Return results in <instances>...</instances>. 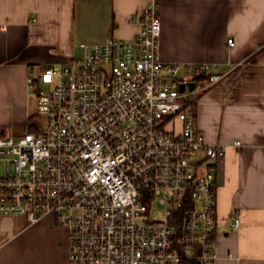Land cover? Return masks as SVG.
<instances>
[{
	"label": "built area",
	"instance_id": "2783aa9c",
	"mask_svg": "<svg viewBox=\"0 0 264 264\" xmlns=\"http://www.w3.org/2000/svg\"><path fill=\"white\" fill-rule=\"evenodd\" d=\"M131 22L132 41L82 44L80 60L28 77L46 123L0 134V216L51 217L67 232L68 264H214L225 148L196 131L190 103L223 76L162 61L154 1Z\"/></svg>",
	"mask_w": 264,
	"mask_h": 264
},
{
	"label": "crops",
	"instance_id": "0c3cea01",
	"mask_svg": "<svg viewBox=\"0 0 264 264\" xmlns=\"http://www.w3.org/2000/svg\"><path fill=\"white\" fill-rule=\"evenodd\" d=\"M153 1L162 61L211 64L223 76L192 113L204 141L225 148L214 166V264H264V0H0V134L26 133L29 76L80 60L82 44L132 41L131 19ZM29 233L47 237L40 250ZM0 264H68L67 232L51 217L0 216Z\"/></svg>",
	"mask_w": 264,
	"mask_h": 264
},
{
	"label": "rangeland",
	"instance_id": "374dc122",
	"mask_svg": "<svg viewBox=\"0 0 264 264\" xmlns=\"http://www.w3.org/2000/svg\"><path fill=\"white\" fill-rule=\"evenodd\" d=\"M51 82L52 81H50V80L41 81V82H39L38 87L40 89H43V90H48L50 85H51ZM30 109L32 111L31 114L33 115L31 122L34 121L36 123L37 127H39L41 130H43L45 127L46 121H45L44 117H41L40 115L37 114L36 99L34 97H33V100L30 102ZM36 131H37L36 128H35V131H34V129L32 130V128L30 130V125H28V128L25 132L27 133V132H36ZM160 217H161V215H160ZM150 218L159 219V215H152L151 214ZM26 237L30 242H32L34 244V247L37 250H40V247H42L47 242V237H44L43 235H41L39 233H32V234L29 233V235Z\"/></svg>",
	"mask_w": 264,
	"mask_h": 264
},
{
	"label": "trees",
	"instance_id": "16d2710c",
	"mask_svg": "<svg viewBox=\"0 0 264 264\" xmlns=\"http://www.w3.org/2000/svg\"><path fill=\"white\" fill-rule=\"evenodd\" d=\"M194 104H195V100H193L191 103H190V110H191V113H193V110H194ZM32 127H30V130H31ZM33 130V128H32ZM184 264H197L195 262H185Z\"/></svg>",
	"mask_w": 264,
	"mask_h": 264
},
{
	"label": "water",
	"instance_id": "95a60500",
	"mask_svg": "<svg viewBox=\"0 0 264 264\" xmlns=\"http://www.w3.org/2000/svg\"><path fill=\"white\" fill-rule=\"evenodd\" d=\"M192 88H193V85L190 86V89H192Z\"/></svg>",
	"mask_w": 264,
	"mask_h": 264
}]
</instances>
